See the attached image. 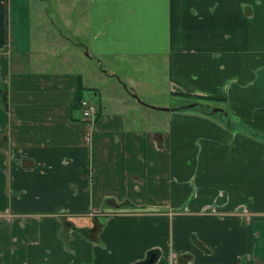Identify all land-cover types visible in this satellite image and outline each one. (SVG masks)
I'll return each instance as SVG.
<instances>
[{
	"label": "crops",
	"instance_id": "obj_1",
	"mask_svg": "<svg viewBox=\"0 0 264 264\" xmlns=\"http://www.w3.org/2000/svg\"><path fill=\"white\" fill-rule=\"evenodd\" d=\"M75 1L74 42L0 0V264H264V0ZM151 54L162 114L115 70Z\"/></svg>",
	"mask_w": 264,
	"mask_h": 264
},
{
	"label": "rangeland",
	"instance_id": "obj_2",
	"mask_svg": "<svg viewBox=\"0 0 264 264\" xmlns=\"http://www.w3.org/2000/svg\"><path fill=\"white\" fill-rule=\"evenodd\" d=\"M75 2H76L75 0H33L32 20L34 24V34H35L34 39L38 40L40 38L38 28L40 26V23L42 22L50 26L52 31H55L57 33L60 31L65 36H69L70 39L74 42L83 38L86 27V20H85L86 14L85 13L80 14L81 13L80 11L79 13L77 10H74ZM78 6H80L81 10L85 11L86 0H84ZM41 7L44 8L45 11L40 10ZM63 38L64 37L62 35L61 36L58 35L57 39L61 40V42L64 40L66 45L68 43L72 44V42H69ZM65 44L57 46L55 48V53L64 50L63 46H65ZM165 59L166 58H164L161 55L160 56L153 54L136 55L131 61L119 60L118 63L116 64L117 67L115 70L117 71L118 75L121 77V80L125 82V84L129 86L131 90L134 88L135 93L137 94L136 99L143 100L145 104L151 106L148 107L143 105L145 110L148 112L151 111L153 113L156 112L162 114L164 112H162V110L158 108H155V106H162V104L164 103L168 104L169 100L171 102L175 100V99L173 100L172 97H170L167 88L168 68ZM83 61L86 62V59H83ZM50 62H51L50 67L65 66V61L62 58H59L58 56L53 57L50 60ZM87 63L91 65L94 64V61L87 60ZM130 78H132L136 82H133ZM112 82L116 83V79H112ZM118 84L119 86L117 88L119 89V91L117 92V95L120 97L121 96L120 89L122 90L123 93L126 91L124 87L121 85V83L118 82ZM85 95L88 97L90 96L93 97L95 101L98 100L97 97H95L92 94V91L89 89L85 90ZM210 105L209 107H206L209 110V112H211V110L216 108L212 105L219 106V104H215V103ZM192 107L197 108V104L193 105ZM222 107L225 108L224 106ZM216 109H214L216 110L214 111V113H217L219 111L218 110L219 108ZM124 110L126 113L129 112L127 108H125ZM246 110L247 111L249 110V112L253 113V108H247ZM127 117H130L129 113H127ZM148 123L149 122H147L146 124ZM240 126L241 128H245L243 123H241ZM246 127L250 131L257 133L258 136V127L256 126L252 127L250 123H247ZM251 137L256 138L257 139L256 142H258V137L254 135H251ZM248 142L251 143V141ZM248 150L249 147H247V151Z\"/></svg>",
	"mask_w": 264,
	"mask_h": 264
},
{
	"label": "built area",
	"instance_id": "obj_3",
	"mask_svg": "<svg viewBox=\"0 0 264 264\" xmlns=\"http://www.w3.org/2000/svg\"><path fill=\"white\" fill-rule=\"evenodd\" d=\"M79 106L83 118L89 119L94 118L96 116L97 106L93 101L82 97L79 102Z\"/></svg>",
	"mask_w": 264,
	"mask_h": 264
},
{
	"label": "water",
	"instance_id": "obj_4",
	"mask_svg": "<svg viewBox=\"0 0 264 264\" xmlns=\"http://www.w3.org/2000/svg\"><path fill=\"white\" fill-rule=\"evenodd\" d=\"M165 108H168V107H165ZM155 258H156V253L152 252L149 254V256L146 259H144L143 261H139L135 264H151V262H153Z\"/></svg>",
	"mask_w": 264,
	"mask_h": 264
},
{
	"label": "trees",
	"instance_id": "obj_5",
	"mask_svg": "<svg viewBox=\"0 0 264 264\" xmlns=\"http://www.w3.org/2000/svg\"><path fill=\"white\" fill-rule=\"evenodd\" d=\"M80 88L78 87V90H79ZM80 91V90H79ZM81 98H82V96H81V94H80V92L78 93V97H77V99H78V102H80V100H81ZM205 98H208V97H205ZM147 258V257H146ZM145 258V259H146Z\"/></svg>",
	"mask_w": 264,
	"mask_h": 264
}]
</instances>
